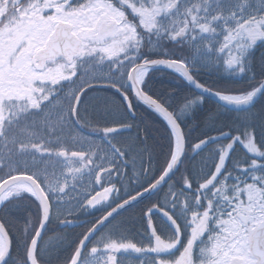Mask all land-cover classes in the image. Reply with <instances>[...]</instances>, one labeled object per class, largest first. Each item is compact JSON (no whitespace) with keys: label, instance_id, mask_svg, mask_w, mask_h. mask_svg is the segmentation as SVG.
<instances>
[{"label":"snow or ice","instance_id":"6c2138e0","mask_svg":"<svg viewBox=\"0 0 264 264\" xmlns=\"http://www.w3.org/2000/svg\"><path fill=\"white\" fill-rule=\"evenodd\" d=\"M165 70L199 94L174 103L175 93L154 83ZM204 75L216 79L201 82ZM90 97L107 109L93 133L109 155L74 135ZM206 97L217 109L189 148L209 155L169 183L190 159L186 121ZM134 101L165 124L158 174L148 129L141 135L127 119H135ZM222 116L230 122L215 127ZM132 129L135 140L113 143ZM129 169L135 194L117 187ZM164 185L163 202L143 211L140 242L104 232L120 210ZM93 210L103 215L65 247L53 220L62 230ZM14 213L23 226L5 218ZM145 257L264 264V0H0V264H146Z\"/></svg>","mask_w":264,"mask_h":264},{"label":"trees","instance_id":"16d2710c","mask_svg":"<svg viewBox=\"0 0 264 264\" xmlns=\"http://www.w3.org/2000/svg\"><path fill=\"white\" fill-rule=\"evenodd\" d=\"M201 82H208L211 84L216 77L209 78L207 75L201 76L199 78ZM167 85V91L174 92L173 102L178 103L185 95H192L196 96L199 93L195 92L194 89L190 85H186V83H181L180 79L176 78L174 73H169L167 70L162 72H157L154 76V83L159 87L160 83ZM239 86V85H235ZM94 95H100L102 97H107L110 101L115 100L116 104H119L120 101L113 97L111 93H99ZM90 103L86 104L85 107L88 109L87 121L82 120L81 124L84 125L83 129L74 130V135L77 137L83 136L86 140L92 141L102 155H109L110 148L107 143L104 142L101 135L99 133H93V130L101 128L105 126L106 120L102 119L100 114L103 113L105 117H107V109L103 104H100L97 107L98 102L93 100L91 97ZM135 106V119L133 120L131 117H128V122L135 123L140 126L141 135L144 134V129L147 128L149 131L151 139L148 140V149L151 152L152 156V169L153 174H158L159 166L163 163V156L162 152H166V141L162 139L161 133L164 131L165 124L161 118H159L156 114L151 113L150 110L146 109L140 102L134 101ZM111 107V105H108ZM217 109V102L206 98V103L202 106V110L197 113V118L195 119H188L186 121V131L190 132V137L188 139V144H186V150L188 151V156L190 159L185 161L184 167L180 169L179 172L173 177V180L169 183L176 182L177 179L181 177V174H187L185 169L192 171L193 173L196 171L197 168L201 166V161L206 159L209 155L208 151L201 153L198 156H194V154L190 151L189 145L198 142L199 138H203L202 132L209 131V122L205 118L206 114L209 111H216ZM93 114L96 115V119H93ZM113 115L116 116L115 110L113 111ZM232 115V114H229ZM118 118V116H117ZM110 119V118H109ZM225 117L220 118V123L216 124L215 127H223L224 123H228ZM159 129V131H157ZM227 130V129H225ZM136 129H132L128 132H125L124 135L116 137L113 143L119 141L117 146L120 147L126 141L135 140L136 138ZM210 134H216L215 132H210ZM143 146H141L142 148ZM235 156L240 157V155ZM135 155V154H133ZM194 158H191L193 157ZM245 156V155H244ZM243 156V157H244ZM145 159H147V154H145ZM136 171H139V164H137ZM143 179H141V183H143ZM121 184L124 186L125 189L131 191L135 194L136 188V180H135V173L129 169L127 177H121L120 181L117 183V187H120ZM168 191V185L164 186L157 194L150 197L149 199L143 201L142 203L136 205L135 207L131 208L130 210L124 212L117 218H115L111 223L107 225L104 229L105 233L120 231L123 232L128 238L132 239L133 242H140L141 236L139 235L140 232L144 231V220L142 218L143 211L146 210V207H150L152 203H158L160 201L161 194L164 196L165 193ZM123 195V190H122ZM55 213V209H54ZM94 214H80L79 217L75 220V224L77 226H70L65 227L61 230V227L58 225V222L54 219L52 223L53 229L56 230L57 234L63 235L66 238L65 247L71 244L82 232H85L87 228L91 227L92 223L98 219L103 212L93 210ZM18 214L14 213L13 215H8L5 218L9 219L13 222L14 225L17 227L23 226V221L20 220L17 223L16 216ZM82 225V226H80ZM51 235V233L49 234ZM68 253H65L67 255ZM133 264H138L137 261H133Z\"/></svg>","mask_w":264,"mask_h":264},{"label":"water","instance_id":"95a60500","mask_svg":"<svg viewBox=\"0 0 264 264\" xmlns=\"http://www.w3.org/2000/svg\"><path fill=\"white\" fill-rule=\"evenodd\" d=\"M191 87L194 89L195 92L199 93V90L195 89L193 86H191ZM206 98L211 99V100H213V101L216 102V100H215L214 97H206ZM169 182H170V181H169ZM164 186H166V185H164ZM164 186H163V187H164ZM163 187H162V188H163ZM158 192H159V191H158ZM158 192H157V193H158ZM157 193H156V194H157ZM148 199H149V198H148ZM145 200H147V199H145ZM145 200L138 201V202L135 203L134 206H130V207H127L126 209L120 210V214H119V215H115V214H114V215H115V218H117L118 216H120V215L123 214L124 212L130 210L131 208L135 207L136 205L142 203V202L145 201ZM115 218H114V219H115ZM114 219H113V218H110V221H113ZM106 224L108 225L109 223L106 222Z\"/></svg>","mask_w":264,"mask_h":264},{"label":"flooded vegetation","instance_id":"af4514ba","mask_svg":"<svg viewBox=\"0 0 264 264\" xmlns=\"http://www.w3.org/2000/svg\"><path fill=\"white\" fill-rule=\"evenodd\" d=\"M236 152L238 153L237 155H240L241 158H244L243 157L245 155V150L244 149H242L241 147L237 146L235 153ZM179 180H180V178L177 179L176 182H178ZM159 198H160V201L163 202L164 196L162 194H161V196ZM145 261H146V264H151V258L150 257H145Z\"/></svg>","mask_w":264,"mask_h":264},{"label":"rangeland","instance_id":"374dc122","mask_svg":"<svg viewBox=\"0 0 264 264\" xmlns=\"http://www.w3.org/2000/svg\"><path fill=\"white\" fill-rule=\"evenodd\" d=\"M65 207H69V208L74 207V203L70 205H65Z\"/></svg>","mask_w":264,"mask_h":264}]
</instances>
